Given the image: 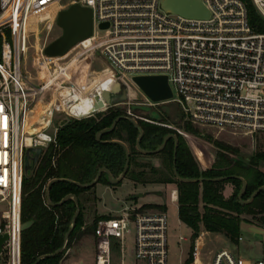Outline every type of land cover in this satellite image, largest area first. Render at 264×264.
I'll return each instance as SVG.
<instances>
[{
	"label": "built area",
	"instance_id": "2783aa9c",
	"mask_svg": "<svg viewBox=\"0 0 264 264\" xmlns=\"http://www.w3.org/2000/svg\"><path fill=\"white\" fill-rule=\"evenodd\" d=\"M250 1L264 20V0ZM203 2L211 13L208 19L168 13L162 9L161 0H0V235H8L0 257L5 264H23L26 149L40 146L44 154L58 146V114L80 120L120 104L125 117L135 124L166 125L135 111V105L155 107L160 103L139 91L133 76L167 75L174 93L169 102L182 108L187 121L219 133L250 137L254 146L258 142L264 145V32L250 23L244 0ZM74 4L92 9L93 36L63 56L47 57L43 49L44 75H27L31 27L43 16L55 25L59 12ZM103 24L108 27L102 28ZM96 56L107 64L100 71L101 78L114 80L109 92L117 83L124 84L128 99L100 110L74 112L76 103L88 93L84 79L90 74L79 70L77 64L87 57L93 61ZM132 88L137 90L135 95H130ZM29 126L36 131L31 133ZM178 196V190L172 189L171 202ZM68 198L75 200L74 195ZM43 199L51 208L48 185ZM128 218L136 228L132 251L136 264H169L168 217L164 210L143 208L97 221L93 234L95 264H114L115 242L124 259ZM73 227L71 222L70 229ZM200 238L199 234L190 251L193 260L188 262V257L181 264H203L197 262L199 255L201 258ZM180 240L186 237L180 236ZM61 250L64 260L71 251L69 237L65 236ZM42 259L45 255L40 256ZM208 264H264V259H246L221 248Z\"/></svg>",
	"mask_w": 264,
	"mask_h": 264
},
{
	"label": "trees",
	"instance_id": "16d2710c",
	"mask_svg": "<svg viewBox=\"0 0 264 264\" xmlns=\"http://www.w3.org/2000/svg\"><path fill=\"white\" fill-rule=\"evenodd\" d=\"M244 1L248 5L250 23L257 31L264 32L263 18L250 0ZM124 114L122 109L111 107L93 116L74 119L60 128L57 133L58 146L50 147L42 155L34 175L24 179L23 222L34 220V224L22 234L23 264H34L40 260V256L60 250L77 211L78 215L69 235L70 245L84 234H94L97 221L102 217L97 216L92 226L87 228L80 198L92 191L96 184L88 187L85 185L91 184L102 168H106L113 178L120 177L127 162L128 151L130 165L125 178L136 186L170 183L177 187L179 218L193 230L191 252L202 225L207 231L223 233L232 242H236L241 234L242 221L264 224V190L246 203L258 188L264 186L263 147L255 154L245 157L238 148L215 140L214 144L219 148L216 162L211 168L204 170L178 130L145 121L135 124ZM117 118L120 120L116 127L110 129ZM159 122L165 123L161 117ZM182 128L190 134L203 135L199 128L187 120ZM141 134L140 149L150 153H144L137 147ZM169 134L177 136V147L176 140L170 138L161 152L154 153ZM208 138L212 141V136ZM145 157H163L170 168V175L159 179L150 178L146 167L150 168L152 174L159 173V169L144 162ZM175 160L177 174L174 171ZM178 176L188 181L180 180ZM228 176H238L247 182L242 199L239 194L244 182L240 178L214 180ZM99 182L116 187L122 181L114 183L109 174L104 172ZM228 182L234 185L235 190L229 198H225L223 191ZM49 184V196L53 203L51 208L45 205L43 199L44 188ZM68 195H74L77 201L65 199ZM155 206L166 210V205ZM62 256L63 252L54 257H46L39 264H57ZM192 260L191 255L188 262Z\"/></svg>",
	"mask_w": 264,
	"mask_h": 264
},
{
	"label": "rangeland",
	"instance_id": "374dc122",
	"mask_svg": "<svg viewBox=\"0 0 264 264\" xmlns=\"http://www.w3.org/2000/svg\"><path fill=\"white\" fill-rule=\"evenodd\" d=\"M49 29L51 30L50 33ZM101 33L102 32L99 31V34ZM61 34L62 29L57 25V23L54 25L53 22H50V18L48 16H43L31 27L29 50L25 60V71L27 75H32L36 78L44 75L43 49ZM68 58L62 59V61ZM104 67H107L104 58L98 56H96L93 61L89 57L84 58L77 64V68L79 70L85 69L84 71L90 72L89 75H86V79L83 78L84 83L87 84L86 93L88 92L87 96L89 94H93L98 98V101H105V96H102V92L108 89L110 84L114 81L112 77L101 78L102 73L100 71ZM82 75L85 77L83 72ZM94 79L98 80L94 82ZM130 95H135V92L130 91ZM135 108L137 113L145 115H150V112L155 111L161 118L164 119V124L172 126V128L178 130L180 133H187L182 128L184 122L187 120L186 115L177 103L163 102L155 107H148L149 110H145L141 106ZM61 118L62 115L58 114L55 118V123H57ZM196 127L199 128L203 135L196 136L191 134L197 143L195 151L192 152L200 166H202L201 160L203 159H208V162H204L207 165L210 161L211 167L216 162L219 148L214 144L215 140L238 148L240 150V154L245 157L255 154L264 146L259 142L254 146V142L250 137H235L229 133H219L211 128ZM29 131L33 133L36 131V128L30 126ZM209 136H212V141H209ZM184 138L188 143L185 136ZM199 158H201V160ZM143 160L144 162L158 166L159 173L157 174H152L150 168L146 167V171L148 172L150 178L159 179L170 175V168L166 164L163 157H145ZM210 166L208 168H210ZM171 186L175 187L174 184L171 185L169 183H149L146 186H135L128 181L127 178L116 187L110 186L104 182H99L94 186L92 191L85 193L80 198L81 203L84 206L85 226L87 228L92 226L97 216L102 218H106L107 216H126L130 209L144 207L143 209L162 210L161 208L155 206L157 201H162L166 203V210L164 211L168 217L169 264H181L186 261L190 255L193 242V230L180 220L178 204L171 203L168 198H158V196L155 195H145L134 200L128 199L129 196L137 193V191L145 192L155 189L162 190L165 195L168 193ZM170 192L171 190L169 193ZM231 192L230 183L228 182L225 184L224 193L228 196ZM128 222V232L126 233L124 240V259L118 255L114 264H120L121 262H124V264H136L132 253L135 244L136 228L135 223L131 218H128ZM180 236L186 237L187 239L180 240ZM246 236L247 239L244 242L239 243L238 241L232 242L231 240H228L222 234H217L215 232L206 233L203 238V245L201 242V247H199L201 249V261L203 264H208L212 260L214 253L221 248H228L246 259H264V246L261 245L255 247L252 243V237H250V234H247ZM94 245V236L92 234H84L80 239L75 240L70 245V254L66 256L64 260L60 259V261H62V264H95ZM0 264H5L4 257H0Z\"/></svg>",
	"mask_w": 264,
	"mask_h": 264
},
{
	"label": "water",
	"instance_id": "95a60500",
	"mask_svg": "<svg viewBox=\"0 0 264 264\" xmlns=\"http://www.w3.org/2000/svg\"><path fill=\"white\" fill-rule=\"evenodd\" d=\"M161 7L163 10H165L168 13L180 15L186 18L208 19L211 15L210 10L206 6V4L203 2V0H161ZM57 25L62 29V34L44 48V54L47 57L63 56L66 53H68L79 42L92 37L93 36V11L91 8L84 7L79 4L71 5L67 9H64L59 12L58 17H57ZM101 27L107 28L108 24H103ZM131 80L133 84L135 85V87L154 103L169 102L174 98V93L169 83V78L167 75H137V76L131 77ZM131 91H134L135 94L137 93V90L135 88H132ZM128 93L129 91L126 85L117 83L112 92H109V91L105 92L104 94L105 101H99L96 104L97 105L96 110L103 109L107 105H116V104L125 102L128 99ZM117 107L122 108V105L119 104ZM135 107H138V106H135ZM142 108L145 110H149V108L146 106ZM150 116L155 120H158V121L160 120L159 114H157V112L155 111L150 112ZM119 120L120 118H117L112 124L110 129H114ZM72 121L73 119L70 118L69 116H64L58 121L57 126L60 129L66 126L67 124L71 123ZM141 138H142V134L139 136L137 140V147L139 150H141L140 149ZM170 138H173L176 140V147H177V136L175 134H169L168 136H166L161 147L155 150L154 153L161 152L165 148ZM98 139L100 140L99 135H98ZM43 151H44L43 147H40V146L28 147L26 149L25 178H30L34 175L35 169L39 164ZM141 151L144 153H150L148 151H143V150ZM175 163H176V160L174 162V171L177 174V168H176ZM129 165H130V152L128 151L127 152V162H126L124 171L122 172L120 177L113 178L106 168H102L98 174V177L91 184L85 185V187L94 186L95 184H97L100 176L104 172L109 174L110 178L112 179L114 183H119L125 177L127 170L129 168ZM152 165L158 168L157 165L155 164H152ZM229 177H237V178H240L244 182L242 190L239 194V198L242 199L243 194L247 188V182L245 181V179L238 177V176H228V177H219L214 180L224 181ZM178 179L188 181L187 179H183L179 176H178ZM49 188H50V184L48 186V190ZM262 190H264V186L258 188L252 194L251 198L248 201H246V203L251 202ZM159 193L161 194L162 192H158V191L139 192V193L129 196L128 199L134 200V199L141 198L145 195L159 194ZM75 200L77 201L76 197H75ZM77 215H78V211L73 218V223H75ZM33 224H34V220L24 222L22 226V230L24 231L28 229ZM240 228H241V231L253 233L259 238L264 239V227L263 226H260L255 223L242 221L240 224ZM71 230L72 229H70V231L67 233L66 237H69ZM7 239H8L7 234L0 235V254L3 251V246L5 242L7 241ZM61 252L62 250L60 249L53 254L45 255V258L54 257ZM39 263H40V260H38L34 264H39Z\"/></svg>",
	"mask_w": 264,
	"mask_h": 264
},
{
	"label": "crops",
	"instance_id": "0c3cea01",
	"mask_svg": "<svg viewBox=\"0 0 264 264\" xmlns=\"http://www.w3.org/2000/svg\"><path fill=\"white\" fill-rule=\"evenodd\" d=\"M185 137H186V139H187V141H188V143H189V145H190V147H191V149H192V151L194 152L195 151V149H196V140L192 137V135L190 134V133H184V132H181ZM198 146V145H197ZM198 157H200V156H198ZM200 160H201V158H199ZM208 159H206V160H201V164H202V166H201V168L202 169H209L208 167L211 165V163H210V161H209V164H205V162L204 161H207ZM208 162V161H207ZM210 168H211V166H210ZM262 170L264 171V167L262 168ZM124 179H126L125 177L123 178V180ZM122 180V181H123ZM128 181H130L133 185H135L131 180H129V179H127ZM170 184V183H169ZM172 185V184H171ZM136 186V185H135ZM138 186H141V185H138ZM230 187H231V193L227 196V195H225V193H224V191H223V194H224V196H225V198H229L233 193H234V190H235V187H234V185L232 184V183H230ZM172 189H177V187L175 186H171V188L169 189V191L170 190H172ZM178 190V189H177ZM148 191H158V192H162L161 194L159 193V194H149V195H155V196H158V198H168L169 200H170V196H169V191H168V193L167 194H165L164 195V192L162 191V190H158V189H155V190H148ZM145 192H147V191H145ZM137 193H139L138 191H137ZM179 193V192H178ZM136 194V193H135ZM165 196V197H164ZM170 202H171V200H170ZM171 203H177L178 204V211H179V203H178V200L176 201V202H171ZM156 205H165L166 203H164V202H162V201H157L156 203H155ZM141 208H143V207H141ZM109 217H114V216H109ZM106 218H108V216L106 217ZM255 224H257V223H255ZM259 225V224H258ZM260 226H263L264 227V224L263 225H260ZM209 231H207L206 229H205V227L202 225L201 226V231H200V236H201V238H200V242H199V247H201V242H202V245H203V238H204V236L206 235V233H208ZM212 233V232H211ZM217 234H222L224 237H226V235H224L223 233H217ZM247 234H250V237H252V243L255 245V247H258V246H261V245H263L264 246V239H261V238H259L258 236H256L255 234H253V233H248V232H244V231H241V234H240V236H242V240L241 241H239V240H237L239 243L240 242H244L246 239H247ZM227 239H228V237H226ZM187 239V238H186ZM228 240H230V239H228ZM237 245H239V244H237ZM119 255V251H118V244L115 242V255H114V261H115V259H117V256ZM261 259V258H260Z\"/></svg>",
	"mask_w": 264,
	"mask_h": 264
},
{
	"label": "bare ground",
	"instance_id": "6f19581e",
	"mask_svg": "<svg viewBox=\"0 0 264 264\" xmlns=\"http://www.w3.org/2000/svg\"><path fill=\"white\" fill-rule=\"evenodd\" d=\"M28 53V52H27ZM27 56V54H26ZM114 82V81H113ZM111 83L109 88L104 90L102 92V96H104L105 92L110 91L113 88L114 83ZM98 98L96 96H94L93 94H89L88 96H84L81 100H79L75 107H74V111L77 110L79 113H87L89 111H94L96 110L97 107V103H98ZM39 110H41V108L39 107ZM76 112V111H75ZM30 127V126H29ZM29 129V128H28ZM197 262L200 263L201 262V258L200 255L197 259Z\"/></svg>",
	"mask_w": 264,
	"mask_h": 264
},
{
	"label": "flooded vegetation",
	"instance_id": "af4514ba",
	"mask_svg": "<svg viewBox=\"0 0 264 264\" xmlns=\"http://www.w3.org/2000/svg\"><path fill=\"white\" fill-rule=\"evenodd\" d=\"M164 124V123H163ZM168 126V125H167Z\"/></svg>",
	"mask_w": 264,
	"mask_h": 264
}]
</instances>
